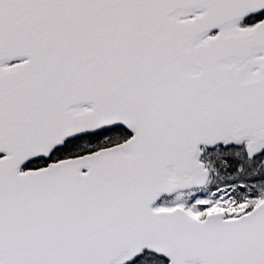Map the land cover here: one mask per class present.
Here are the masks:
<instances>
[{
  "label": "snow or ice",
  "instance_id": "6c2138e0",
  "mask_svg": "<svg viewBox=\"0 0 264 264\" xmlns=\"http://www.w3.org/2000/svg\"><path fill=\"white\" fill-rule=\"evenodd\" d=\"M0 264H264V0H0Z\"/></svg>",
  "mask_w": 264,
  "mask_h": 264
}]
</instances>
